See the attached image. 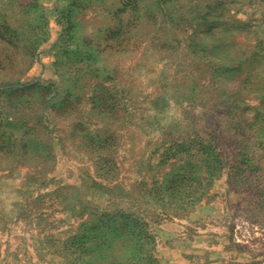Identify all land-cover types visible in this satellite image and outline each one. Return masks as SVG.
I'll return each instance as SVG.
<instances>
[{
	"label": "rangeland",
	"instance_id": "rangeland-1",
	"mask_svg": "<svg viewBox=\"0 0 264 264\" xmlns=\"http://www.w3.org/2000/svg\"><path fill=\"white\" fill-rule=\"evenodd\" d=\"M0 264H264V0H0Z\"/></svg>",
	"mask_w": 264,
	"mask_h": 264
}]
</instances>
